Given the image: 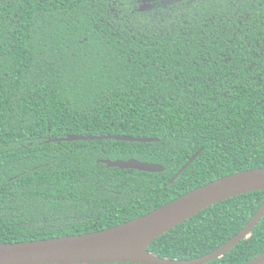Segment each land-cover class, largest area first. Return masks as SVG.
Masks as SVG:
<instances>
[{"label": "trees", "instance_id": "1", "mask_svg": "<svg viewBox=\"0 0 264 264\" xmlns=\"http://www.w3.org/2000/svg\"><path fill=\"white\" fill-rule=\"evenodd\" d=\"M138 9L129 0H0V244L109 229L264 168V0ZM75 135L159 142H53ZM131 159L165 171L99 163ZM263 202L264 191L221 202L148 250L178 261L208 255ZM263 252L264 218L208 264Z\"/></svg>", "mask_w": 264, "mask_h": 264}, {"label": "water", "instance_id": "2", "mask_svg": "<svg viewBox=\"0 0 264 264\" xmlns=\"http://www.w3.org/2000/svg\"><path fill=\"white\" fill-rule=\"evenodd\" d=\"M150 0H145V3ZM147 6V5H146ZM114 140L128 143H155L158 138L127 136H69L53 142ZM195 154L170 181L179 179L201 155ZM108 168L162 173L165 168L135 159L100 160ZM264 191V168L246 170L197 188L152 212L98 232L39 241L0 244V264H208L244 241L264 218V202L253 219L235 237L216 251L189 261L169 260L149 252L150 245L202 211L247 193ZM246 264H264V252Z\"/></svg>", "mask_w": 264, "mask_h": 264}, {"label": "flooded vegetation", "instance_id": "3", "mask_svg": "<svg viewBox=\"0 0 264 264\" xmlns=\"http://www.w3.org/2000/svg\"><path fill=\"white\" fill-rule=\"evenodd\" d=\"M129 1L137 4L139 6L138 11L143 12V11L149 10L155 5H159L160 3H173V2L180 1V0H150L147 3H145V0H129Z\"/></svg>", "mask_w": 264, "mask_h": 264}]
</instances>
